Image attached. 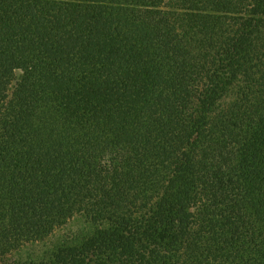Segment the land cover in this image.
Segmentation results:
<instances>
[{
    "label": "trees",
    "instance_id": "trees-1",
    "mask_svg": "<svg viewBox=\"0 0 264 264\" xmlns=\"http://www.w3.org/2000/svg\"><path fill=\"white\" fill-rule=\"evenodd\" d=\"M0 264H264V0H0Z\"/></svg>",
    "mask_w": 264,
    "mask_h": 264
},
{
    "label": "rangeland",
    "instance_id": "rangeland-1",
    "mask_svg": "<svg viewBox=\"0 0 264 264\" xmlns=\"http://www.w3.org/2000/svg\"><path fill=\"white\" fill-rule=\"evenodd\" d=\"M76 229H74L73 231H75ZM72 230L68 231L67 233L70 234L71 232H73ZM63 234H66V232H64Z\"/></svg>",
    "mask_w": 264,
    "mask_h": 264
}]
</instances>
